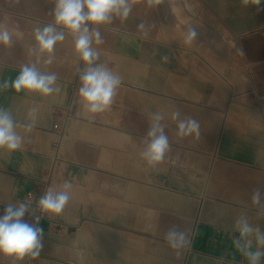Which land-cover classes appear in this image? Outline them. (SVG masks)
<instances>
[{
  "label": "crops",
  "instance_id": "obj_1",
  "mask_svg": "<svg viewBox=\"0 0 264 264\" xmlns=\"http://www.w3.org/2000/svg\"><path fill=\"white\" fill-rule=\"evenodd\" d=\"M53 7V0H0V23L22 32L13 47H0V81L34 63L56 72L61 88L49 97L0 91V107L24 137L21 150L0 151V214L28 193L35 207L50 186L73 185L54 218L62 228L43 217L40 257L17 264H246L232 244L233 225L243 214L264 230L251 203L259 188L264 210V3L257 11L240 0H161L153 8L138 2L126 22L101 28L98 62L122 83L110 110L94 119L78 102L71 35L56 46L51 65L29 51L32 30L52 23ZM141 21L144 31L137 30ZM188 24L198 33L192 44L184 43ZM31 108L38 112L27 131ZM177 109L200 122V137H178L176 122L166 119L170 158L146 167L140 152L148 114ZM60 121L64 137L54 161ZM173 225L190 238L179 256L164 239ZM0 264L13 262L0 257Z\"/></svg>",
  "mask_w": 264,
  "mask_h": 264
},
{
  "label": "clouds",
  "instance_id": "obj_2",
  "mask_svg": "<svg viewBox=\"0 0 264 264\" xmlns=\"http://www.w3.org/2000/svg\"><path fill=\"white\" fill-rule=\"evenodd\" d=\"M141 0H53L51 10L52 23L38 25L32 30L34 44L30 52H35L41 65H51L54 61V52L58 44L65 40V34L73 39V51L77 57L76 72L78 73V102L82 112L89 119H94L99 113L110 110L118 94L122 79L106 64L99 63L101 53L99 46L103 45L104 38L101 28L111 25L114 19L126 22L134 7ZM146 6L153 8L161 0H143ZM242 7L253 6L257 11L264 0H240ZM145 22L137 25V30L144 31ZM59 29V30H58ZM146 34V33H145ZM196 28L188 24L185 29L184 43L192 44L197 38ZM20 38L22 32L18 27L10 28L0 23V47H13V37ZM167 61L168 56L163 57ZM45 69V68H44ZM58 74L42 70L34 63H25L14 79L0 81V91L11 90L15 93L37 94L49 97L61 91L58 84ZM37 108H31L28 116L30 123L25 129L30 131L36 123ZM171 119L176 122V135L184 138L189 136L200 137V122L191 116L181 118L177 109L166 115L160 111L148 114V128L141 138L143 148L140 158L148 168H157L167 159L171 152L170 141L166 134L164 121ZM24 137L17 132V123L12 113L0 107V151L14 153L23 148ZM73 185L65 181L60 189L49 187L35 201L32 199L8 203L0 214V257L9 259L13 264L23 262L25 258L32 260L40 257L43 249L44 229L40 226L43 217L54 219L60 216L71 199ZM261 190L256 188L251 195V203L257 206V218H264V210L259 208ZM40 215H36V209ZM29 214L33 217L31 223L24 217ZM233 229L238 236L233 238L234 248L246 261V264H261L264 259V230L259 225L249 222L246 215L241 214L235 219ZM165 242L175 250L177 256L180 251L190 244L187 232L177 226H171L164 235ZM253 239L256 248L253 249ZM83 255L79 252L78 256Z\"/></svg>",
  "mask_w": 264,
  "mask_h": 264
},
{
  "label": "built area",
  "instance_id": "obj_3",
  "mask_svg": "<svg viewBox=\"0 0 264 264\" xmlns=\"http://www.w3.org/2000/svg\"><path fill=\"white\" fill-rule=\"evenodd\" d=\"M64 129H65V122L64 121H60L59 125H57V126H55L53 128V131L55 133V138L52 141L51 149H52V152H53L54 161L59 158L58 151H59V147H60V144L62 142V139L64 137ZM28 198L32 199L33 198V194L32 193H28L26 199H28ZM45 218H47L49 220V224L53 228H62L63 224L61 222H59V221H57L55 219H49L46 216H45Z\"/></svg>",
  "mask_w": 264,
  "mask_h": 264
}]
</instances>
